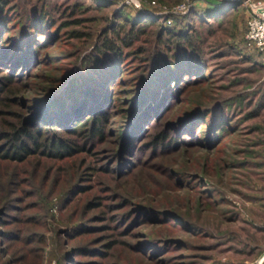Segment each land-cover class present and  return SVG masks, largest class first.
<instances>
[{"label":"rangeland","instance_id":"rangeland-1","mask_svg":"<svg viewBox=\"0 0 264 264\" xmlns=\"http://www.w3.org/2000/svg\"><path fill=\"white\" fill-rule=\"evenodd\" d=\"M7 1L1 147L3 133L30 126L64 81L89 75L86 60L102 30L122 23L117 15L140 11L154 22L99 82L102 103L80 114L104 115L101 135L72 133L73 116L52 131L80 147L76 154L0 160V264H264V50L244 40L248 4L209 18L205 0L183 12L172 9L183 0H144V11L113 0ZM41 10L53 25L44 34L27 27ZM73 19L80 21L61 25ZM172 19L192 36L201 70L174 78L166 92L151 87L153 100L169 94L124 144L136 128L134 96L149 86L154 50L163 49L154 34ZM76 30L82 35L72 37ZM22 47L34 52L13 61L7 50ZM218 126V138L202 143ZM161 132L165 139L156 138Z\"/></svg>","mask_w":264,"mask_h":264},{"label":"trees","instance_id":"trees-1","mask_svg":"<svg viewBox=\"0 0 264 264\" xmlns=\"http://www.w3.org/2000/svg\"><path fill=\"white\" fill-rule=\"evenodd\" d=\"M104 2L105 0L102 3ZM7 5V0H0V30L3 28L5 29V24L10 21L7 18L9 13L7 10L8 8H5ZM222 13L224 12L217 14L220 15ZM214 15L215 14H210L207 17H214ZM116 18H119L122 23L118 22L114 27H107L102 30L101 42L97 45V48L94 49L92 55L86 60V65L90 67L89 70H87L89 75L82 74L64 81L63 85L67 87H64V90L61 89L62 92H60V94L58 93L52 102L47 105V110H45L44 105L43 109L37 114V118H32L30 123L32 125H30L31 127L26 126V123L17 124V126L15 125L8 132L3 133L6 143L4 146L2 145V147L0 146V160L5 159L13 162H21L36 154L48 158L64 159L65 157L76 154L80 151V147L76 146L71 140L63 139L52 131V128L55 127L58 120H70L73 116L77 118V121L71 124L70 131L72 133L88 135L89 137L102 134L98 123L104 121V115L94 114L82 118L80 114L88 111L89 105H92V108H94L96 105L102 103L105 94H103L102 97H100V95L97 97L95 96L96 93L101 92V87H98L99 82L113 75V73L118 70V65H122L123 61L126 60L124 55H126L127 52L125 53L122 50L123 46L130 47L140 40V35H149L147 28L154 22L152 17L144 15L140 11L130 16L119 14ZM78 21L80 20L73 19L71 21L61 22V25L65 26L70 23L76 24ZM172 21V25L164 26L154 34L158 46H162L163 49L154 50V59L150 64L152 69L148 71V75L144 80V84L150 86H147L149 90L145 92L147 88H142L139 93L134 96L135 100L133 106H135L134 108L138 111V115L135 116L136 123L134 124L136 128L131 127L132 129H130V132H127L126 135L123 136L124 144H129L140 131L141 123L148 116L147 111L161 106L166 99L165 96L169 94L165 93L163 96H159V98L156 97V94L152 97L154 98L153 100L150 98L152 96L151 94L154 93L153 90H150L151 87H156V85L159 84L162 86L164 85L166 92L169 82L174 78H178V76L185 75L191 71L197 72L201 70V62L196 61L195 58L196 51H194L195 46L192 36L186 30L180 28L182 25L181 21L176 19H172ZM27 22L29 30L34 28L38 29V31L41 32L40 34H44L46 28L53 26L42 10L38 12L33 20L29 18ZM79 35H82L80 31L76 30L71 32L72 37ZM150 39L151 37H147L143 41L149 42ZM22 49V54H18L13 50H7V52L10 56L13 54L15 57H12V59L13 61L17 60V62L25 59L23 54L29 56L30 53L34 52L32 48H30L29 52L26 51L25 47H22ZM144 51L145 47L143 46H138L136 48V53L140 54L144 53ZM1 78H4L2 82L10 81L9 76H3ZM2 89L3 87H0V92ZM138 123H140V125H138ZM214 124H216V122H214ZM87 125L88 128L86 127ZM221 131H223V128L218 126L212 137L204 135L202 143L206 145L212 144L215 139L218 138ZM156 138L165 139L166 134L164 132L158 133Z\"/></svg>","mask_w":264,"mask_h":264},{"label":"built area","instance_id":"built-area-1","mask_svg":"<svg viewBox=\"0 0 264 264\" xmlns=\"http://www.w3.org/2000/svg\"><path fill=\"white\" fill-rule=\"evenodd\" d=\"M113 1L135 10L144 11L148 7L144 0ZM244 3H247L250 8L245 22L244 40L253 49L262 52L264 50V0H244ZM192 4L191 0H183V2L175 4L172 9L183 12L192 7Z\"/></svg>","mask_w":264,"mask_h":264},{"label":"crops","instance_id":"crops-1","mask_svg":"<svg viewBox=\"0 0 264 264\" xmlns=\"http://www.w3.org/2000/svg\"><path fill=\"white\" fill-rule=\"evenodd\" d=\"M204 3V2H203ZM204 4H207V7H204V13L208 15H213L214 12H218L221 9H226L229 8L232 9L231 7H238L239 4H245L244 0H206Z\"/></svg>","mask_w":264,"mask_h":264}]
</instances>
